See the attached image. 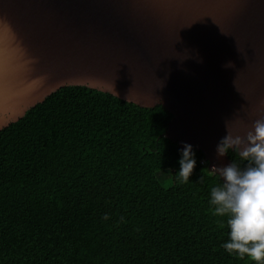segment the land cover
Here are the masks:
<instances>
[{
  "label": "trees",
  "instance_id": "trees-1",
  "mask_svg": "<svg viewBox=\"0 0 264 264\" xmlns=\"http://www.w3.org/2000/svg\"><path fill=\"white\" fill-rule=\"evenodd\" d=\"M172 113L67 86L0 130V264H264V243ZM264 205V153L225 145Z\"/></svg>",
  "mask_w": 264,
  "mask_h": 264
},
{
  "label": "water",
  "instance_id": "water-1",
  "mask_svg": "<svg viewBox=\"0 0 264 264\" xmlns=\"http://www.w3.org/2000/svg\"><path fill=\"white\" fill-rule=\"evenodd\" d=\"M67 86L172 113L264 243V205L226 146L264 153V0H0V130Z\"/></svg>",
  "mask_w": 264,
  "mask_h": 264
}]
</instances>
